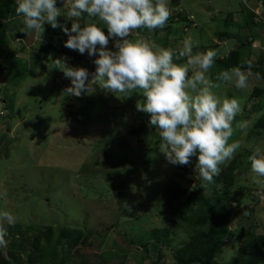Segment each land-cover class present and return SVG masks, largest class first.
<instances>
[{"label": "rangeland", "instance_id": "obj_1", "mask_svg": "<svg viewBox=\"0 0 264 264\" xmlns=\"http://www.w3.org/2000/svg\"><path fill=\"white\" fill-rule=\"evenodd\" d=\"M257 2L179 0L176 4L168 0L171 16L176 15L173 20L170 17L164 28L142 29V33L135 31L129 37L149 40L177 54L185 38L196 45L193 54L217 50L219 55L207 73L213 82L221 84L214 91L222 98H238L241 103L231 138L241 142V149L233 159L220 165L225 167L234 159L240 163L239 185L245 189L243 196L233 201L229 223L231 229L238 227L240 233L224 242L225 248L216 258L219 264L233 263L250 224L256 223L257 235H264V203L256 204L246 189L253 186L264 195V183L254 182L256 174L249 160L255 147L264 150L263 133L254 126L264 115V75L250 78L246 89L236 88L234 81L216 80L223 72L218 58L234 49L240 50L243 59L264 66V26L250 22L248 8H256ZM68 5L69 0H56L61 11L57 22L64 16V26L72 20L66 16ZM16 6L15 0L11 9L8 7L9 12L16 14ZM5 11L8 13L7 8ZM178 13L186 15L190 22ZM82 15L85 19H79L80 24L99 20L86 13ZM7 17L0 14V192L5 189L8 192L6 198L0 197V211H9L16 217L14 225L4 222V226H16V231L6 227L8 245L1 247L4 254L12 249L17 257L13 264H30L28 255L34 249L36 234L43 231L39 245L44 255L34 264H148L149 259L158 264H177L175 252L189 239L190 227L165 218L164 212L169 210L164 203L166 185L181 176L191 178V186L199 185L206 192L210 191V184L202 181L195 166L185 170L168 161L159 148V130L150 124L149 113L137 109V103L146 100L142 94L134 92L120 98L92 84L90 78L86 84L89 83L92 91L84 92L81 100L67 93L71 80L54 67L55 60L62 59L73 68L84 67L90 73V64L98 57V50L91 59L87 50L81 54L65 47L68 35H62L60 40L61 34L52 33L47 21L42 35L29 30L25 40H17L15 34L5 30ZM21 19L10 25L17 28L16 23ZM72 23L73 20L69 24ZM105 28L101 26L107 35ZM222 30L229 31L232 38L221 40L217 34ZM252 32H256L255 39ZM246 37L251 47L240 46ZM119 39L111 36L107 48L115 51ZM49 42L56 48L45 53L42 45ZM174 60L186 62V58L178 56ZM96 67L95 64V71ZM73 114H78L77 119ZM239 124L246 127L239 128ZM134 129L136 134L132 132ZM153 147L154 152L150 151ZM256 178L264 181V177ZM246 206H255V211L244 223H239L247 212ZM65 228L81 235L74 246H70V237L59 239ZM13 231L21 240L15 249L9 246L14 242ZM88 233L92 234L87 236ZM166 236L170 242L163 243ZM141 238L145 239V246L130 242Z\"/></svg>", "mask_w": 264, "mask_h": 264}, {"label": "clouds", "instance_id": "obj_2", "mask_svg": "<svg viewBox=\"0 0 264 264\" xmlns=\"http://www.w3.org/2000/svg\"><path fill=\"white\" fill-rule=\"evenodd\" d=\"M16 4L15 12L23 16L24 28L42 35L45 21L53 28L57 27L61 11L56 0H16ZM83 13L103 22L108 34L93 22L81 26L78 21ZM66 16L73 23L71 31L66 27L63 29L68 35L65 47L81 54L87 50L91 59L99 51L94 61L96 71L92 62L90 73L84 67L73 68L62 59L55 60L54 67L71 80V84H67V93L72 94L73 99L81 100L84 92L92 91L89 83L86 84L90 78L92 84H98L120 98H127L134 92L142 94L146 100L137 103V109L150 114V124L159 130V148L168 161L174 165H187L193 156H198L195 170L198 169L202 181L212 183L221 171L220 165L233 159L241 149L239 140H231L233 121L241 112V103L238 98L220 97L214 89H219L221 84L213 82L207 75L218 51L210 49L193 54L196 45L190 38L183 40L178 54L146 39H129L138 29L151 31L166 26L171 16L168 0H69ZM259 29L263 30V27ZM109 36L120 38L116 41L115 51L107 48ZM22 38L18 36V39ZM174 56L186 58V62H174ZM252 67L251 61H243L241 66L221 72L216 80L234 81L236 88L246 89L250 78L254 75L259 78L258 73L252 72ZM249 160L256 177H264V150L255 147ZM256 177L255 183H264ZM250 194L254 197L252 192ZM7 195L6 189L0 192V197ZM259 201L264 203L263 194ZM259 201H255L256 204ZM5 221L14 225L16 217L9 211H0V247L8 245Z\"/></svg>", "mask_w": 264, "mask_h": 264}, {"label": "trees", "instance_id": "obj_3", "mask_svg": "<svg viewBox=\"0 0 264 264\" xmlns=\"http://www.w3.org/2000/svg\"><path fill=\"white\" fill-rule=\"evenodd\" d=\"M174 3L178 4L179 0H174ZM12 4H15V0H0V14L5 17L7 15L9 16L12 10H10L9 12L8 7H10L11 9ZM5 8H7L8 13L5 11ZM177 15L182 16L184 20L190 22L186 15L179 13ZM170 17L173 20L176 15ZM249 17L250 22L254 23V12L251 9H249ZM84 19L85 16L82 15V20ZM64 20V16H60L56 28H53L51 24L47 26V28L52 33L61 34V36H59L60 40L62 39V35L67 37L66 33L63 30L65 27L71 30V24L69 23H71L72 20L65 26L63 25ZM93 23H96L100 27H106V25H104L100 20H98V22H95L94 20ZM226 24L229 26V21H226ZM81 26H84V24H81ZM171 27L172 25L170 24L169 28ZM250 27H248L249 30ZM254 28L257 27H255L254 25ZM142 29H144V31H147V29L145 28H141L136 31L140 34L143 32ZM105 30H107V28H105ZM259 32L260 31H258L257 33L259 34ZM252 34L255 39L257 36L256 32H252ZM217 36L221 40H228L231 39L233 35L227 30H222L220 32L218 31ZM244 40H246L247 42ZM244 40L240 42V46H252L251 41H249L248 37L244 38ZM55 48L56 46L51 42L42 45V51L45 53H49L52 49ZM67 51L69 53V50ZM62 53L66 55L67 52L62 51ZM74 53L75 52H73V54H69L75 55ZM246 60L248 59H243L240 56L239 49H234L230 52L229 55L218 58V61L221 64V69L223 71H228L233 67L241 66L242 62ZM65 61H68V59H65ZM39 62L44 65L43 59L40 58ZM174 62L180 63L182 61L174 60ZM252 64L253 72L264 75V66H262L260 62H254ZM245 69L246 65L244 66V70ZM134 110L135 106L131 108L130 112L133 113ZM73 115L75 116L74 119H77L78 114ZM148 117L150 118V114L148 115ZM81 121L87 123L85 119H82ZM254 126L257 131L259 133H263L264 136V115L256 121ZM136 131V129L132 130V132L135 134ZM153 150H155L154 147L150 151ZM147 152H149V150L144 152V155L145 153L148 154ZM197 159L198 156H193L189 164H178V167L180 169L188 170L190 167L196 166ZM107 160H109V158ZM151 161L152 160L150 159L147 162L151 163ZM239 165L240 163L236 159H234L229 163V165L220 168L221 171L219 175L214 177L213 182L210 183V191L208 192L204 191L202 187H198L199 185L191 186V178L189 179L185 176H181L179 180L174 178L167 183L165 188L164 203L168 206L169 210L164 212L165 218L179 225L188 224L190 227L189 239L184 242L183 246L179 248V250L175 252V259L177 264H219L216 261V258L224 250V242L240 233V229L238 227L235 229H231L229 225L231 210L232 206L234 205L233 201H238L237 199H240L239 197L243 196V189H245V186L239 185V182H241L240 179H242L241 176H239V171L237 170ZM255 188L256 187L253 186L246 187L248 193L252 192L254 194V200L259 201V190L258 188L257 190H254ZM245 208L247 209V212L245 214L243 213L242 219L241 221H239V223H244L245 220L249 219L248 217L253 213V211H255V208H251L249 206H246ZM5 227L12 228L16 231V226ZM256 230V223L254 225H249V228L247 229L244 238L239 245L238 251L236 252L232 264H264V235L261 237L258 236ZM50 232L51 229L48 231V237H50ZM91 234L92 233H88L87 236ZM16 235V232H14V242L13 245H9L11 246L10 248H14L16 243L21 242L20 237ZM42 235L43 231H40L38 234H36L34 249L28 255L30 264H34L39 258L44 255V249L42 250L41 246L39 245V241ZM66 237H70V246H74L76 244L75 240L80 239L81 235L78 231L72 232L65 228L63 233L60 234L59 239ZM135 240L136 239H131L130 242L135 246L142 244L145 246V239L141 238L138 242H136ZM164 242H170L168 240V236L165 237L163 243ZM18 245L20 244L18 243ZM155 247L157 248L156 244ZM9 252V254L5 255L2 248L0 247V264H13L12 261L17 259L14 250L11 249ZM144 259L146 260L149 258L144 257ZM149 261L150 262L148 264H158L157 262L153 263L150 259ZM142 264L145 263L142 262Z\"/></svg>", "mask_w": 264, "mask_h": 264}, {"label": "flooded vegetation", "instance_id": "obj_4", "mask_svg": "<svg viewBox=\"0 0 264 264\" xmlns=\"http://www.w3.org/2000/svg\"><path fill=\"white\" fill-rule=\"evenodd\" d=\"M21 18H22V15L18 16L17 14H13L11 12L10 15L8 16V18H6V22L4 23L5 30L10 31V33H12V35L15 34L16 39L20 40V41L25 40L28 37V31H29L26 28H20V23L23 22V19H24V18H22V19ZM17 19H21V20L16 23L17 28H15L12 25H10L11 24L10 22L13 23ZM22 34H24V37L22 39H18V35H22Z\"/></svg>", "mask_w": 264, "mask_h": 264}, {"label": "built area", "instance_id": "obj_5", "mask_svg": "<svg viewBox=\"0 0 264 264\" xmlns=\"http://www.w3.org/2000/svg\"><path fill=\"white\" fill-rule=\"evenodd\" d=\"M256 8H251L254 12V20L256 23L264 24V0H259Z\"/></svg>", "mask_w": 264, "mask_h": 264}, {"label": "water", "instance_id": "obj_6", "mask_svg": "<svg viewBox=\"0 0 264 264\" xmlns=\"http://www.w3.org/2000/svg\"><path fill=\"white\" fill-rule=\"evenodd\" d=\"M25 27V22L23 21V22H21L20 23V28H24ZM20 38H22V37H24V34H22V35H18ZM3 79L1 78V81H2Z\"/></svg>", "mask_w": 264, "mask_h": 264}, {"label": "crops", "instance_id": "obj_7", "mask_svg": "<svg viewBox=\"0 0 264 264\" xmlns=\"http://www.w3.org/2000/svg\"><path fill=\"white\" fill-rule=\"evenodd\" d=\"M262 31V30H261Z\"/></svg>", "mask_w": 264, "mask_h": 264}]
</instances>
